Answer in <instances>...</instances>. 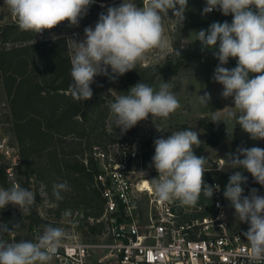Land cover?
<instances>
[{
	"label": "clouds",
	"instance_id": "1",
	"mask_svg": "<svg viewBox=\"0 0 264 264\" xmlns=\"http://www.w3.org/2000/svg\"><path fill=\"white\" fill-rule=\"evenodd\" d=\"M95 0H4L9 12L16 18L18 28L25 32L43 33L67 21L78 26L80 19ZM188 0H147L137 6L131 0H123L119 6L108 7L101 13L95 27L84 29V39H69L72 84L69 91L76 101L92 98L91 85L95 77L107 76L115 81L136 69L146 53L168 50L164 38V19L175 20L177 30L183 27ZM172 11V18L168 13ZM219 10L232 16V22L212 23L196 34L202 50H213L219 61L212 79L223 86L221 96L232 98L234 109L224 112V119L214 115L213 123L236 120L252 140H264V0H206L201 15ZM182 42L181 47H183ZM175 55L180 52L173 49ZM230 58L236 59L234 68L225 67ZM111 69V75L109 74ZM168 82H162L158 90L147 83L132 86L126 95H118L110 104V112L116 128L127 132L140 121L155 118L167 119L180 108L177 94L170 90ZM211 94L199 95V102L209 106ZM202 141L192 128L172 132L167 138L154 140L155 153L152 165L158 177L150 180L154 193L161 201H179L181 206L196 207L201 195L211 199L219 184L208 185L204 173L208 158L195 155ZM243 157V158H241ZM218 170L234 169L223 196L235 210L239 222L247 223L243 233L249 245L248 264H264V196L257 189L244 195L242 185L250 173L255 182L264 186V149L238 147L229 153ZM70 191L67 182L54 183L52 195L56 201L64 199L62 193ZM43 194V193H42ZM36 194L14 183L10 188L0 187V210L11 204L20 209L23 216L30 215ZM65 218L70 210L62 214ZM19 224L15 225L18 227ZM42 233L35 241L9 242L5 234L13 231L7 224H0V264H49L63 246L65 232L60 227L43 225Z\"/></svg>",
	"mask_w": 264,
	"mask_h": 264
},
{
	"label": "trees",
	"instance_id": "2",
	"mask_svg": "<svg viewBox=\"0 0 264 264\" xmlns=\"http://www.w3.org/2000/svg\"><path fill=\"white\" fill-rule=\"evenodd\" d=\"M108 1L111 0H95L90 5L98 12L96 18L106 14L100 3ZM89 23L83 16L73 28ZM61 24L65 26L63 33L59 31ZM61 24L41 34L25 32L18 28L16 18L9 11L0 10V82L6 97V110L0 113V123L7 124L20 147V185L36 194V205L30 215L23 216L16 209L18 213L8 226L13 229L19 224L14 228L19 229L28 223L31 229L42 231L43 225L57 227L60 221L79 213L76 225L82 236L88 237L102 231L103 223L98 219L105 207L94 147L104 148L120 141L121 137L114 134L120 128L115 127L110 112L115 98L98 94L113 85L114 81L107 76L94 78L91 99L72 98L66 34L73 28L67 21ZM185 62V57L169 55L163 63L133 69L115 81L153 86L158 78L170 80L178 75ZM218 142L217 139L214 145ZM234 171L222 175L225 187ZM214 172L204 173L208 185ZM59 182L70 186V191L62 193V201H56L52 195L53 184ZM11 186L6 173L0 169V187ZM65 210H70L66 218L62 215Z\"/></svg>",
	"mask_w": 264,
	"mask_h": 264
},
{
	"label": "built area",
	"instance_id": "3",
	"mask_svg": "<svg viewBox=\"0 0 264 264\" xmlns=\"http://www.w3.org/2000/svg\"><path fill=\"white\" fill-rule=\"evenodd\" d=\"M206 1V0H204ZM137 143L126 140L94 147L98 180L105 199L102 231L84 237L65 234L54 255L59 264H248L247 230L229 229V209L219 184L211 199L201 195L194 208L157 198L143 169ZM20 147L6 123H0V169L11 185L20 184ZM138 173L137 177L134 174ZM12 230V229H11ZM14 229L9 242L35 241Z\"/></svg>",
	"mask_w": 264,
	"mask_h": 264
},
{
	"label": "rangeland",
	"instance_id": "4",
	"mask_svg": "<svg viewBox=\"0 0 264 264\" xmlns=\"http://www.w3.org/2000/svg\"><path fill=\"white\" fill-rule=\"evenodd\" d=\"M0 10L8 12V7L4 4V0H1ZM147 0H131L137 6L142 7ZM123 0H117L113 4L107 2L100 3L103 10L107 11L108 7L119 6ZM206 1L204 0H188L186 15V31H182V27L177 30V24L175 20L169 21L164 19V38L168 42V50L163 55L159 50H152L146 53L142 62L137 64L136 69H141L146 65H154L157 63H163L169 55L179 57L175 55L174 50L180 52L181 57H185L186 62L178 75L173 76L170 80H164L158 78L154 85V89L158 90L160 83L168 82L171 86L170 90L174 91L179 99L180 108L170 115L167 119L155 118L152 120L151 115L148 119L140 121L136 126L129 129L125 133H121V130L114 132L116 137H121V140L137 143L140 148V158L134 162V170L143 169V174L150 180L158 177V172L152 165V157L155 153L154 140L158 138H167L172 132L192 128L199 133V139L202 141L199 148L194 149L195 155L208 158V164L205 166L206 170L215 171L212 177L223 183V174L230 173L234 169H225L223 171L218 170V167H223V161L220 158H225L229 153H235L238 147H260L264 149V140H252L246 132L239 128L236 120L227 121V125L223 122L213 123L212 118L214 115L219 116L221 120L224 119V112L233 110L230 108L233 105L232 98L225 99L221 96L223 86L215 82L212 77L214 70L217 67L219 61L215 58L213 50H202L200 42L196 40V34L200 30H206L213 22H217V13L219 10H214L207 15H201ZM98 12L93 11L89 6L87 13L84 15L89 19L90 23L84 25L82 28H73L70 26V32H68L67 39H84V29L86 27H95L98 18H96ZM169 18H172V11L168 13ZM216 18V19H215ZM232 16H222L221 23L227 21L231 23ZM169 23L170 27L169 28ZM184 26V22H183ZM59 29L60 33L65 32V26L61 24ZM181 29V30H180ZM183 32V33H182ZM181 35H183L184 43L183 47L180 46ZM177 41V44H174ZM70 43V41H68ZM236 66V59L230 58L228 64L225 67L231 69ZM111 69L109 68V74ZM134 86L126 82L114 81L110 88L100 91L98 94L106 95L110 94L116 99L118 95H126L129 89ZM207 91L211 94V100L209 106L202 105L199 102V95H203ZM6 110V97L4 95L3 86L0 82V113H4ZM111 118L109 119V127ZM186 125V127H185ZM218 139V144L215 141ZM120 140V141H121ZM243 158V157H241ZM138 173L134 174L137 177ZM244 175L248 177L246 184L242 185L244 188V195H248L250 190L257 189L258 195L264 196V186L256 183L255 180H251L250 173L244 172ZM206 183V182H205ZM207 184V183H206ZM229 209V229L230 230H248L249 225L247 223L239 222L235 217V210L231 206L230 202L226 199ZM36 205V203H34ZM34 205L32 207H34ZM16 206L11 204L7 205L5 209L0 210V224H7L13 220L17 215ZM79 213L75 214L72 218L60 221L57 227L64 230L65 234L80 233L76 225ZM13 218V219H12ZM9 227V226H8ZM11 230V229H10ZM17 233L24 237H33L40 231L38 228L31 229L27 223L25 226L14 229ZM79 230V231H78ZM5 234L4 237H7ZM49 264H59L55 256L49 262Z\"/></svg>",
	"mask_w": 264,
	"mask_h": 264
},
{
	"label": "crops",
	"instance_id": "5",
	"mask_svg": "<svg viewBox=\"0 0 264 264\" xmlns=\"http://www.w3.org/2000/svg\"><path fill=\"white\" fill-rule=\"evenodd\" d=\"M116 1H117V0H111V1H108L107 3H108V4H113V3H115ZM146 3H147V1L145 2V4H146ZM205 5H206V4H205ZM143 6H144V5H143ZM143 6H142V7H143ZM185 15H186V13H185ZM216 15H217L216 18H217V20H218L217 22H220V23H221L220 19H221V17L224 16V15H223L220 11H219ZM230 16H231V15H230ZM216 18H215V19H216ZM213 22H215L214 19H213ZM231 22H232V20H231ZM186 25H187V24H186V17H185V20H184V26L181 28L182 31H186L185 28H184V27H186ZM169 28H171V27H170V23H169ZM181 29H180V30H181ZM182 33H183V32H182ZM183 41H184V38H183V35H181V40H180V43H179L180 46H181V44H182Z\"/></svg>",
	"mask_w": 264,
	"mask_h": 264
}]
</instances>
